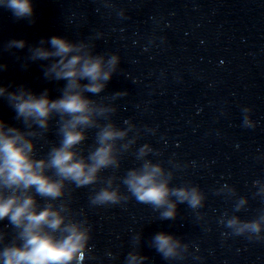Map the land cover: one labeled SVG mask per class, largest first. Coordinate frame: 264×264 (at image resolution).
<instances>
[{
    "label": "clouds",
    "instance_id": "9594fccd",
    "mask_svg": "<svg viewBox=\"0 0 264 264\" xmlns=\"http://www.w3.org/2000/svg\"><path fill=\"white\" fill-rule=\"evenodd\" d=\"M0 7L11 10L17 19L34 22L32 0H0ZM6 47L8 50L24 49L26 41L13 39ZM29 53L30 61L49 62L44 65L43 73L47 80L65 83L56 99L50 98L47 89L36 94L24 85L12 91L0 86V98L7 100L16 119L27 129L0 119V221L7 219L16 229L13 241L0 250V264H82L88 258L87 253L92 251L89 246L91 227L86 218L75 219L68 203L61 200L67 183L76 187L95 185L101 182L103 170L119 169L122 154L136 144L141 129L131 120L124 121L126 127H118L111 120L116 107L86 95L105 91L117 73L119 55L97 53L91 41H71L60 36L42 39L39 46L29 48ZM6 67L0 65V70ZM125 95L126 91H118L111 99ZM57 116L59 146H53L46 158L37 159L33 138L47 132ZM102 120L105 122L101 123ZM245 123L252 126L247 117ZM89 129H97V132L95 143L85 156L80 146L87 140ZM150 154H154V149L143 144L135 152L136 159L142 162L140 166L128 169L119 178L127 194L115 185L118 177L113 175L103 178L105 186L90 197V203L93 206L117 205L134 197L158 211L160 220H175L181 204L193 210L202 208L205 195L200 188L170 186L174 172L160 162H153L148 158ZM223 190L235 195L232 188L225 186ZM258 194H264V186ZM37 196L46 200L43 207L38 204ZM56 201L61 202L57 205ZM247 203L246 198H240L236 211ZM226 216L221 217L220 223L234 235L261 238L264 213L247 221L235 215L225 219ZM4 239L5 233L0 231V242ZM141 239L142 234L137 233L133 237L134 244L139 245ZM150 246L165 260L183 259L189 247L179 237L165 232L156 233ZM107 255L113 257L111 252ZM147 260L148 257L134 247L128 252L125 264H145Z\"/></svg>",
    "mask_w": 264,
    "mask_h": 264
}]
</instances>
